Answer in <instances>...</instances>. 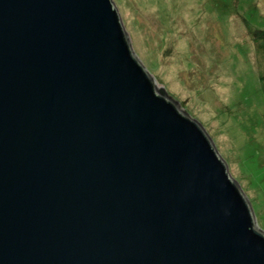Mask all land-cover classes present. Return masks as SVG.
I'll use <instances>...</instances> for the list:
<instances>
[{"label":"water","instance_id":"95a60500","mask_svg":"<svg viewBox=\"0 0 264 264\" xmlns=\"http://www.w3.org/2000/svg\"><path fill=\"white\" fill-rule=\"evenodd\" d=\"M114 0H0V264H264L205 129Z\"/></svg>","mask_w":264,"mask_h":264},{"label":"rangeland","instance_id":"374dc122","mask_svg":"<svg viewBox=\"0 0 264 264\" xmlns=\"http://www.w3.org/2000/svg\"><path fill=\"white\" fill-rule=\"evenodd\" d=\"M155 85L205 129L264 227V0H114Z\"/></svg>","mask_w":264,"mask_h":264}]
</instances>
